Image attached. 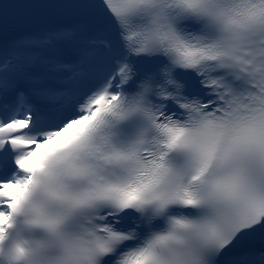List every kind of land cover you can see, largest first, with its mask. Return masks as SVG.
Returning a JSON list of instances; mask_svg holds the SVG:
<instances>
[{
	"label": "snow or ice",
	"instance_id": "snow-or-ice-1",
	"mask_svg": "<svg viewBox=\"0 0 264 264\" xmlns=\"http://www.w3.org/2000/svg\"><path fill=\"white\" fill-rule=\"evenodd\" d=\"M0 264H264V0H0Z\"/></svg>",
	"mask_w": 264,
	"mask_h": 264
}]
</instances>
